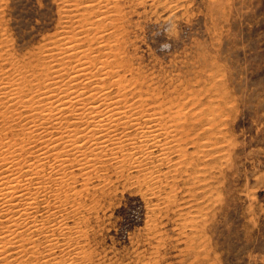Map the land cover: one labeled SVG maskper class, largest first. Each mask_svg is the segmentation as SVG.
<instances>
[{"label": "rangeland", "instance_id": "obj_1", "mask_svg": "<svg viewBox=\"0 0 264 264\" xmlns=\"http://www.w3.org/2000/svg\"><path fill=\"white\" fill-rule=\"evenodd\" d=\"M57 43L62 56L39 58ZM83 50L105 92L185 127L187 154L74 169L55 208L66 228L33 235L13 264H264V0H0V77L24 76L18 95L47 84V63L88 61Z\"/></svg>", "mask_w": 264, "mask_h": 264}, {"label": "bare ground", "instance_id": "obj_2", "mask_svg": "<svg viewBox=\"0 0 264 264\" xmlns=\"http://www.w3.org/2000/svg\"><path fill=\"white\" fill-rule=\"evenodd\" d=\"M63 45L61 44V46ZM55 46L53 48L57 50L55 54H53V50H50L49 53H44L39 58L46 61L54 58L55 55L64 53L61 51L63 47L59 44ZM104 49L106 50V47ZM85 50L81 52L85 54L88 61L81 60L82 62L78 63L76 60L79 57H77L75 60L76 65L69 63L73 67L68 72L62 71L60 64L58 66L60 68H57L46 62L44 73L47 84L43 88L39 86L41 89L37 90L35 86H38V84L35 83L36 92L30 93L33 95L27 98L25 96L29 95L28 92H25L24 96L18 95L25 86L24 76L19 78L20 81H17L16 76L12 80L10 78L5 80L2 75L0 77V262L5 261L9 264L16 262L13 258L21 252L24 253L26 243L35 244L31 237L44 235L48 237L47 240L53 241L56 229L66 228L63 226L66 223L62 224L64 223L62 222L63 219L61 223L59 220V222L57 221V213H59L56 211L58 206L57 197L61 187L69 185V182L79 175V172L76 173L74 169L79 170L81 175H89L90 171L96 170L97 162H101L102 157L104 155L107 157L106 153H110L115 157L114 159H118L116 164L119 163L120 166L124 163H136L133 166L141 169L145 167V170H147L148 167L146 168L145 165L149 159L151 162L156 160L157 165L164 160L171 162L173 160L170 158L171 153L176 152L180 154L179 159L176 161L179 164V162L181 163V155L186 153L185 148L182 146L183 142H187L188 137L184 135L185 127L181 128L182 126H179V129L181 128L183 132L177 130L178 127L172 128L171 121L169 120V123L167 121V116H170V114L166 115L167 113H163L164 111L161 108L144 107L145 102L143 100L128 103V100H120L122 97L119 99V95L115 98L116 96H111V94L105 92L106 90H103L105 88L102 89L99 85V79H91L88 75L90 70L86 71L90 62L94 60L89 58L91 56ZM69 56L73 58L76 54L71 53ZM83 58L84 55L81 59ZM54 63H56L55 60ZM98 63L93 64V66L100 64L102 68L106 64V58ZM93 70L94 67L92 72ZM85 71L86 73H83ZM104 71L102 69V72ZM99 74L103 75L107 72ZM39 77H42V75ZM100 77V81L104 80V75L103 78ZM26 81L28 80L26 79ZM101 84L103 83L101 82ZM119 93L117 91V94ZM123 95L125 96L121 93V96ZM187 143H189V140ZM205 146L204 144L203 147ZM209 148L204 151H210ZM154 149L157 150V153L155 152L156 157H154ZM110 160L112 161L113 158ZM148 172L150 173V171ZM66 191V194H68V190ZM63 192L61 191V193ZM42 201L45 202V207H41ZM52 205H54V208L50 209ZM43 210L45 213L40 215ZM52 217L53 219H50ZM56 237L58 236H55L54 239Z\"/></svg>", "mask_w": 264, "mask_h": 264}, {"label": "snow or ice", "instance_id": "obj_3", "mask_svg": "<svg viewBox=\"0 0 264 264\" xmlns=\"http://www.w3.org/2000/svg\"><path fill=\"white\" fill-rule=\"evenodd\" d=\"M41 20L44 21V17H41ZM24 26H25V27H28L27 24H25ZM41 26H43V24H42Z\"/></svg>", "mask_w": 264, "mask_h": 264}]
</instances>
